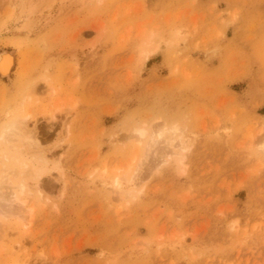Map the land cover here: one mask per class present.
I'll list each match as a JSON object with an SVG mask.
<instances>
[{
	"label": "rangeland",
	"instance_id": "obj_1",
	"mask_svg": "<svg viewBox=\"0 0 264 264\" xmlns=\"http://www.w3.org/2000/svg\"><path fill=\"white\" fill-rule=\"evenodd\" d=\"M2 53L0 264H264V0H0Z\"/></svg>",
	"mask_w": 264,
	"mask_h": 264
},
{
	"label": "bare ground",
	"instance_id": "obj_2",
	"mask_svg": "<svg viewBox=\"0 0 264 264\" xmlns=\"http://www.w3.org/2000/svg\"><path fill=\"white\" fill-rule=\"evenodd\" d=\"M12 67H13V57H12V55L10 53H2V54H0V77H2V78L8 77L9 72H10V70H11ZM28 116H29V114H26L25 117H24V119L25 118H28ZM19 119L20 118H18V117H14L12 120H10L8 122H5L3 124V126H1L2 127L1 128V134L2 135H6V134H9L10 132H13L14 130H16L18 128V126H19L18 125L19 122H20ZM21 124H22V122H21ZM171 129H172V131L173 130H177V127H172ZM136 133H137V136L139 138H142L143 135L145 134L143 130H138ZM263 147H264V144H263ZM183 148H184V146L181 145V149L182 150H183ZM22 165H24L23 162H21V166ZM20 188H22V186H20ZM23 203H24V201H22V204ZM32 210H33L32 206L27 207V209L25 210L24 214L31 215ZM22 218H23V220H25L24 216Z\"/></svg>",
	"mask_w": 264,
	"mask_h": 264
}]
</instances>
